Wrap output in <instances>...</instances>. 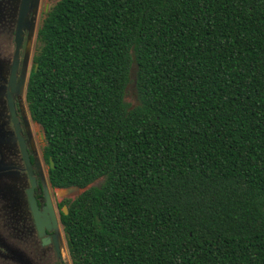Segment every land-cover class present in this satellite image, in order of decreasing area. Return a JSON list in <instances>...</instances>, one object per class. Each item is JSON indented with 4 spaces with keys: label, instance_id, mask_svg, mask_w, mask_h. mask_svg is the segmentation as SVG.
Segmentation results:
<instances>
[{
    "label": "trees",
    "instance_id": "16d2710c",
    "mask_svg": "<svg viewBox=\"0 0 264 264\" xmlns=\"http://www.w3.org/2000/svg\"><path fill=\"white\" fill-rule=\"evenodd\" d=\"M44 15L26 104L51 185L92 184L61 212L72 263L264 264V0Z\"/></svg>",
    "mask_w": 264,
    "mask_h": 264
},
{
    "label": "flooded vegetation",
    "instance_id": "af4514ba",
    "mask_svg": "<svg viewBox=\"0 0 264 264\" xmlns=\"http://www.w3.org/2000/svg\"><path fill=\"white\" fill-rule=\"evenodd\" d=\"M49 6L47 5V10ZM43 13H46V7ZM13 24L9 27L10 31L11 27L13 28V33L9 31L6 37L0 36L2 41L8 39L0 49V103L3 112L0 134L6 133L13 144L16 163H8L4 151L1 150L0 174L16 172L21 176L20 184H16L21 201L20 204H16L12 198L0 193V264H73L69 253L68 235L61 222V212L64 213L65 208L68 210L65 201L76 197L61 200L57 198L55 193L57 187L52 186L49 181V165L43 151L45 137L42 128L33 120L27 106L26 114L22 110L20 94L26 91L32 69L26 78L22 76L28 25L21 33L20 42L17 43L14 20ZM9 96L12 98L14 115L11 114L8 104ZM36 128L39 130L37 139ZM5 138L6 136H3V139ZM22 145L29 160L31 177L35 181L32 196L41 213V219L45 221V217L47 218L45 225L42 226V232L39 231L30 209L27 192L32 185ZM41 168L45 170L47 176L46 188L41 184L39 176ZM47 195L50 196L55 222L48 214H43Z\"/></svg>",
    "mask_w": 264,
    "mask_h": 264
},
{
    "label": "rangeland",
    "instance_id": "374dc122",
    "mask_svg": "<svg viewBox=\"0 0 264 264\" xmlns=\"http://www.w3.org/2000/svg\"><path fill=\"white\" fill-rule=\"evenodd\" d=\"M7 1L9 0H0V12H2L0 18V36L6 37L7 34H9V27L13 24V20L15 17V0L13 2L9 3L7 5ZM54 0H33V7L31 9V13L28 16V28H27V34H26V48L25 53L23 56V67H22V76L26 78V76L29 73V70L32 68L33 65V56L35 51L38 48L39 43L37 42V31L39 27L42 24L43 18H44V9L47 5H50ZM17 2V0H16ZM18 3V2H17ZM7 5L6 8L11 9L10 12L7 10L4 11V6ZM11 33H13V28L11 27ZM8 39L4 40L7 41ZM4 41L1 40L0 37V49L2 45H4ZM132 79H134V73L132 70ZM25 93L21 92L20 94V103L23 112L26 114V102L24 100ZM125 101L130 104L132 107L135 106L138 103L137 94L135 90L134 83L130 84L127 87L126 94H125ZM2 107L0 103V123L2 119ZM35 128V127H34ZM38 129L36 128V139L38 138ZM3 136H6L5 139H3ZM4 151L5 159L8 163H16L15 162V151L13 144L11 143L10 139L8 138V135L6 133L0 134V151ZM41 184L43 188L48 187L47 182V176L45 173V170L41 168V171L39 173ZM21 176L16 172H9V173H1L0 174V193L7 196L8 198H12L16 204H20L21 198L19 197V193L16 190V184H20ZM102 179L97 180L93 185L100 184ZM4 198V196H3ZM66 258V257H65ZM67 259V258H66Z\"/></svg>",
    "mask_w": 264,
    "mask_h": 264
},
{
    "label": "water",
    "instance_id": "95a60500",
    "mask_svg": "<svg viewBox=\"0 0 264 264\" xmlns=\"http://www.w3.org/2000/svg\"><path fill=\"white\" fill-rule=\"evenodd\" d=\"M54 1H57V0H54ZM13 2V0H9L7 1V5H9V3ZM18 2V3H17ZM15 0V14L13 17L14 18V22L16 24V28H15V38H16V41L17 43L20 42V38H21V33L22 31L24 30V28L27 27L28 25V16L29 14L31 13V9L33 7V0ZM2 5V4H0ZM7 5H3L4 6V11H8L10 12L11 9L9 8H6ZM17 6H18V9H17ZM46 11H47V6H46ZM3 12V11H2ZM2 12H0V18H2L3 16H1ZM8 104H9V107H10V111H11V114L14 115V110H13V104H12V98L11 96L8 97ZM21 139V138H20ZM22 148H23V145H22ZM23 156L25 158V163H26V167H27V170H28V173L30 175V182H31V188L28 190V199H29V203H30V209L32 211V214L35 218V221H36V224L38 226V229L39 231L42 232V226L44 223H46V220L47 218L45 217V221H43L41 219V213L39 212L38 210V206L36 205V202L32 196V191H33V187L35 185V181L34 179L31 177V170H30V165H29V160H28V157L25 153V150L23 148ZM51 166L53 167V162L51 161ZM2 169H0L1 171ZM92 186V184L86 186V187H83V188H80L78 186H69V187H65V188H57L55 189V193H56V196L59 200L61 199H64V198H75V197H78L80 196L82 193H84L86 190H88L90 187ZM46 207L44 209V215L45 214H48L50 216V218L52 219L53 222H55V218H54V210H53V207H52V203H51V200H50V196L47 195L46 197ZM64 213L67 214L68 213V210L67 208L64 209ZM45 225V224H44Z\"/></svg>",
    "mask_w": 264,
    "mask_h": 264
}]
</instances>
